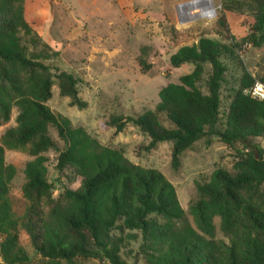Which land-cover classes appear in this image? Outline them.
<instances>
[{"label":"trees","instance_id":"1","mask_svg":"<svg viewBox=\"0 0 264 264\" xmlns=\"http://www.w3.org/2000/svg\"><path fill=\"white\" fill-rule=\"evenodd\" d=\"M220 2L219 22L227 42L201 38L180 48L170 58L171 67L193 64L194 70L159 91L154 111L116 116L107 124L116 134L133 124L150 138L148 151L173 143L176 170L182 155L202 139L210 143L218 137L248 150L239 151L234 173L218 169L208 183L197 184L198 198L190 207L194 227L176 188L160 171L135 165L47 105L57 85L71 107H88L80 97L78 79L64 71L55 75L41 55L28 53L22 44L20 33L32 31L24 18V0H0V127L10 122L14 108L18 111L16 126L0 139V257L5 264L29 262L20 229L29 235L36 253L59 263L77 264L82 258L126 264L121 256L124 243L141 239L146 264H264V149L252 142L264 137V101L246 94L257 82L248 72L223 124L221 117V90L228 71L223 59L233 57L243 44L264 45V0ZM246 10L252 11L254 23L240 45L230 35L226 13ZM140 65L149 69L143 58ZM205 65L211 66L206 94L198 87ZM50 150L59 152L57 170L66 180L59 198L53 195L48 159L42 155ZM7 151L34 158L24 171L27 207L21 218L12 209L10 188L17 169L6 163ZM73 185L78 187L70 188Z\"/></svg>","mask_w":264,"mask_h":264},{"label":"rangeland","instance_id":"2","mask_svg":"<svg viewBox=\"0 0 264 264\" xmlns=\"http://www.w3.org/2000/svg\"><path fill=\"white\" fill-rule=\"evenodd\" d=\"M197 1L203 0H24V18L32 31L30 35L20 33L28 53L41 55V61L55 75L64 71L79 80L80 97L88 103L84 110L71 107L70 99L61 97L55 85L47 105L69 118L74 126L84 128L102 145L123 152L135 165L160 171L176 188L187 221L194 227L190 207L198 198L197 184L208 183L218 169L234 173L239 151L247 154L248 150L241 143L228 145L218 137L210 139V143L202 139L182 155L181 166L176 170L172 166L173 143H162L148 151L150 138L133 124L119 134L107 124L116 116L138 117L154 111L160 102L159 91L170 83L178 84L182 76L194 70L193 64L171 67L170 58L180 48L195 45L201 38L227 42L228 34L219 22L220 0H211L210 12L202 15L192 14L194 10L188 7L181 8ZM226 18L230 35L242 45L254 23L252 11L226 13ZM141 58L149 66L147 71L140 65ZM223 62L228 71L221 90L222 124L244 73L263 83L260 79L264 78V45L253 48L243 44ZM204 69V81L198 87L206 94L211 66L205 65ZM17 115L14 108L10 122L0 127V139L7 129L16 126ZM50 134L62 148L55 129L50 128ZM252 142L264 149V137ZM42 155L48 159L53 195L59 198L66 188V180L57 170L59 152L50 150ZM33 159L22 151H7L5 155L6 163L17 169L10 188L17 218L23 216L27 207L24 171ZM19 235L29 255L27 264H66L43 258L35 252L24 230L20 229ZM217 237L222 234L219 232ZM141 245V239L124 243L121 256L126 264H146ZM76 263L111 264L107 260L82 258ZM0 264H5L1 257Z\"/></svg>","mask_w":264,"mask_h":264},{"label":"bare ground","instance_id":"3","mask_svg":"<svg viewBox=\"0 0 264 264\" xmlns=\"http://www.w3.org/2000/svg\"><path fill=\"white\" fill-rule=\"evenodd\" d=\"M211 5H212L211 0H205V1L203 0V1H197V2H193L187 5L181 6V8L188 7L194 10L193 12H191L192 14L200 13L202 15V14H206L207 12H210ZM200 6H202L203 8L201 10H198Z\"/></svg>","mask_w":264,"mask_h":264},{"label":"built area","instance_id":"4","mask_svg":"<svg viewBox=\"0 0 264 264\" xmlns=\"http://www.w3.org/2000/svg\"><path fill=\"white\" fill-rule=\"evenodd\" d=\"M246 94L255 100L264 101V84L256 82L246 91Z\"/></svg>","mask_w":264,"mask_h":264}]
</instances>
